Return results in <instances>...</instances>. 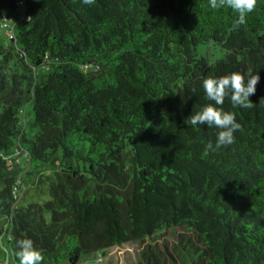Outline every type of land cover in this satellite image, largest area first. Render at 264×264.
<instances>
[{
    "label": "trees",
    "instance_id": "trees-1",
    "mask_svg": "<svg viewBox=\"0 0 264 264\" xmlns=\"http://www.w3.org/2000/svg\"><path fill=\"white\" fill-rule=\"evenodd\" d=\"M21 1L20 53L0 42V262L8 249L18 264L16 242L30 238L42 264L134 241L141 258L129 264H264V0L235 29L236 14L209 0H0V17ZM211 40L226 58L198 57ZM249 69L260 76L255 106L223 104L242 131L203 155L219 129L184 123L210 103L203 80ZM57 160L67 175L55 194L69 207L14 209L26 174Z\"/></svg>",
    "mask_w": 264,
    "mask_h": 264
},
{
    "label": "rangeland",
    "instance_id": "rangeland-1",
    "mask_svg": "<svg viewBox=\"0 0 264 264\" xmlns=\"http://www.w3.org/2000/svg\"><path fill=\"white\" fill-rule=\"evenodd\" d=\"M3 13V16L0 17V42L8 47L13 45L12 52L14 54H17L18 52L20 53L19 47L16 45V43L11 41L6 28H4L2 25L5 21V18L8 23H13L16 18L22 19L25 14L24 8L21 5H18L16 10L4 9ZM196 50L198 57H204L210 62H215L219 59L226 58L228 55V51L222 48L214 40H211L208 43L199 44ZM16 57L18 58V56ZM21 119H25V122L22 123L23 135L29 139L34 138L36 129L32 125L35 119L32 102H29L26 105L25 115H21ZM13 157L15 158V161L23 168H27L28 153L26 150L19 149L13 154ZM83 174L86 175V172L83 171ZM66 175L67 170L62 166V162L60 160L55 161L54 164L49 165L48 167H45L36 173L26 174V178H24L23 182L21 183V188H14L16 201L12 203L13 208L17 209L18 207L27 206L32 203H39L43 207L48 203H52L54 208L58 210L59 208H65V206L69 207L68 201L61 200V196L55 194V187L58 183L65 185ZM117 186L119 185L117 184ZM122 190H125V188L122 187ZM44 213L46 220L50 222L51 211L45 209ZM68 222L69 221H65L64 223L67 224ZM7 224V211L4 206H2L0 201V233L2 238L3 236H6V231L4 228L7 226ZM142 247L143 246L139 241L114 246L109 248L105 255H102L101 251L97 252L96 254H86L81 258L78 264H129L136 262L141 258ZM56 264H67V262L62 261Z\"/></svg>",
    "mask_w": 264,
    "mask_h": 264
},
{
    "label": "clouds",
    "instance_id": "clouds-1",
    "mask_svg": "<svg viewBox=\"0 0 264 264\" xmlns=\"http://www.w3.org/2000/svg\"><path fill=\"white\" fill-rule=\"evenodd\" d=\"M81 2L91 6L95 0H81ZM257 2L258 0H209L212 9L228 8L236 14L237 18L233 22L234 29L246 24V17L255 10ZM259 80V74H254L251 69L246 73L234 71L220 77L209 76L203 80L205 97L210 103L184 120L187 125L199 124L219 129L215 144L209 141L203 155L206 156L209 152H215L235 142L234 133L238 130L242 131V125L237 122L235 113L224 110L225 98L230 97L233 107L253 108L255 105L250 97L256 93ZM16 247L18 250L15 255L18 258V264H42L44 259L42 252L32 239H19Z\"/></svg>",
    "mask_w": 264,
    "mask_h": 264
},
{
    "label": "built area",
    "instance_id": "built-area-1",
    "mask_svg": "<svg viewBox=\"0 0 264 264\" xmlns=\"http://www.w3.org/2000/svg\"><path fill=\"white\" fill-rule=\"evenodd\" d=\"M20 5H24V1H21ZM16 23H17V20L14 21L13 23H8L6 21V18H5V21H4L3 25H2L4 28H6V30L8 32V35H9V38L11 40H15L16 39V33H15V25H16Z\"/></svg>",
    "mask_w": 264,
    "mask_h": 264
},
{
    "label": "water",
    "instance_id": "water-1",
    "mask_svg": "<svg viewBox=\"0 0 264 264\" xmlns=\"http://www.w3.org/2000/svg\"><path fill=\"white\" fill-rule=\"evenodd\" d=\"M2 236H0V240H1ZM6 252H7V257H6V260L5 262H0V264H9V252H8V249H5Z\"/></svg>",
    "mask_w": 264,
    "mask_h": 264
}]
</instances>
